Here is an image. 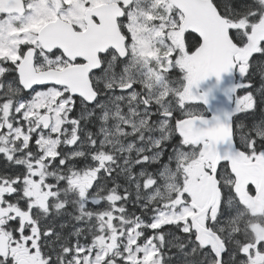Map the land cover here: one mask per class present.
<instances>
[{
	"label": "snow or ice",
	"instance_id": "snow-or-ice-1",
	"mask_svg": "<svg viewBox=\"0 0 264 264\" xmlns=\"http://www.w3.org/2000/svg\"><path fill=\"white\" fill-rule=\"evenodd\" d=\"M257 200L264 0H0V264H264Z\"/></svg>",
	"mask_w": 264,
	"mask_h": 264
},
{
	"label": "water",
	"instance_id": "water-1",
	"mask_svg": "<svg viewBox=\"0 0 264 264\" xmlns=\"http://www.w3.org/2000/svg\"><path fill=\"white\" fill-rule=\"evenodd\" d=\"M236 84L234 74H225L222 81L218 82L212 77L202 85L205 90H210L209 104L206 106L210 112L209 116L233 110L234 95L227 93V90ZM260 204L264 205V201H260Z\"/></svg>",
	"mask_w": 264,
	"mask_h": 264
},
{
	"label": "flooded vegetation",
	"instance_id": "flooded-vegetation-1",
	"mask_svg": "<svg viewBox=\"0 0 264 264\" xmlns=\"http://www.w3.org/2000/svg\"><path fill=\"white\" fill-rule=\"evenodd\" d=\"M197 107L199 109L203 110L205 112V115L208 114L207 116H209L210 112H209L208 108L205 105L199 104V105H197ZM260 201H264V200H257V201L251 202L253 204V206H254V210L255 211H264V205L260 204Z\"/></svg>",
	"mask_w": 264,
	"mask_h": 264
},
{
	"label": "bare ground",
	"instance_id": "bare-ground-1",
	"mask_svg": "<svg viewBox=\"0 0 264 264\" xmlns=\"http://www.w3.org/2000/svg\"><path fill=\"white\" fill-rule=\"evenodd\" d=\"M208 115V114H207ZM210 115V114H209Z\"/></svg>",
	"mask_w": 264,
	"mask_h": 264
}]
</instances>
